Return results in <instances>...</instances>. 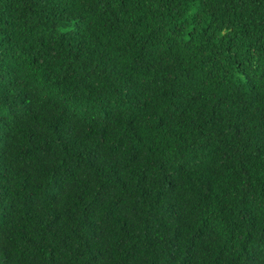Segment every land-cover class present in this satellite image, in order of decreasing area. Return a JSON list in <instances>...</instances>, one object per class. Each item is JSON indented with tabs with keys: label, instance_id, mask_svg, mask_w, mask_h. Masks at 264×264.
I'll list each match as a JSON object with an SVG mask.
<instances>
[{
	"label": "trees",
	"instance_id": "trees-1",
	"mask_svg": "<svg viewBox=\"0 0 264 264\" xmlns=\"http://www.w3.org/2000/svg\"><path fill=\"white\" fill-rule=\"evenodd\" d=\"M0 264H264V0H0Z\"/></svg>",
	"mask_w": 264,
	"mask_h": 264
}]
</instances>
